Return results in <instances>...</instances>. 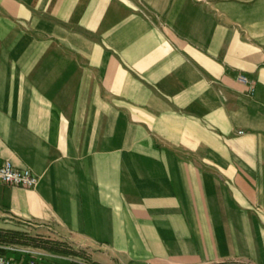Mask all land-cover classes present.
I'll use <instances>...</instances> for the list:
<instances>
[{"label": "crops", "instance_id": "obj_1", "mask_svg": "<svg viewBox=\"0 0 264 264\" xmlns=\"http://www.w3.org/2000/svg\"><path fill=\"white\" fill-rule=\"evenodd\" d=\"M3 161L42 264H264V0H0Z\"/></svg>", "mask_w": 264, "mask_h": 264}, {"label": "built area", "instance_id": "obj_2", "mask_svg": "<svg viewBox=\"0 0 264 264\" xmlns=\"http://www.w3.org/2000/svg\"><path fill=\"white\" fill-rule=\"evenodd\" d=\"M237 81L242 85L250 84L244 75H239ZM249 89L253 91L251 86ZM0 183L8 186L33 189L38 183V177L29 169H17L9 161H3L0 163ZM0 248L4 251L0 253V264H42L28 248L18 249L15 245L0 246ZM8 252L29 254L30 258L26 261L17 260L9 257L7 255Z\"/></svg>", "mask_w": 264, "mask_h": 264}, {"label": "trees", "instance_id": "obj_3", "mask_svg": "<svg viewBox=\"0 0 264 264\" xmlns=\"http://www.w3.org/2000/svg\"><path fill=\"white\" fill-rule=\"evenodd\" d=\"M22 245L40 247L43 250L51 253H59L66 255H73L74 253L59 244L50 241H39L23 232L0 230V246ZM4 251L0 248V253Z\"/></svg>", "mask_w": 264, "mask_h": 264}, {"label": "rangeland", "instance_id": "obj_4", "mask_svg": "<svg viewBox=\"0 0 264 264\" xmlns=\"http://www.w3.org/2000/svg\"><path fill=\"white\" fill-rule=\"evenodd\" d=\"M39 241H44V240H41V239H39ZM231 264V263H230ZM233 264V263H232Z\"/></svg>", "mask_w": 264, "mask_h": 264}]
</instances>
